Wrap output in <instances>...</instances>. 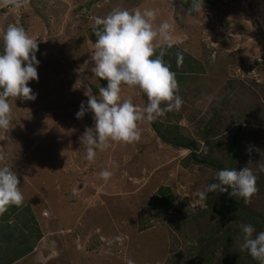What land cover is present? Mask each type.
<instances>
[{
  "label": "rangeland",
  "instance_id": "374dc122",
  "mask_svg": "<svg viewBox=\"0 0 264 264\" xmlns=\"http://www.w3.org/2000/svg\"><path fill=\"white\" fill-rule=\"evenodd\" d=\"M184 1L23 0L16 8L0 0V33L22 27L38 41L40 61L38 80L28 84L36 99L10 98L11 122L0 129V167L17 174L23 203L42 232L33 250L11 264H220L225 235L232 236V259L258 264L240 251V226L251 224L249 208L261 223L253 226L264 231V0H204L199 13H189ZM114 9L155 10L154 28L172 26L171 47L160 43L156 53L165 48L183 104L138 122V141H109L90 161L80 138L94 127L93 114L76 118L85 93L99 99L103 87L93 73L89 30ZM120 95L141 109L147 104L127 86ZM153 123L195 140L203 161L164 142ZM218 163L252 169L251 203L218 192L200 199ZM102 171L111 173L107 180ZM162 186L174 196L172 205L158 193ZM10 226L15 246L21 227L15 215ZM214 232L219 240L210 251Z\"/></svg>",
  "mask_w": 264,
  "mask_h": 264
},
{
  "label": "clouds",
  "instance_id": "9594fccd",
  "mask_svg": "<svg viewBox=\"0 0 264 264\" xmlns=\"http://www.w3.org/2000/svg\"><path fill=\"white\" fill-rule=\"evenodd\" d=\"M9 2V0H6ZM14 7L22 6L23 0H10ZM204 0H191L189 13L203 10ZM156 11L145 9L129 12L114 9L103 18H97L94 33L97 37L91 60L93 73L106 81V87L99 89V99L85 93L87 102H82L76 118L86 113L93 114L94 127L86 128L81 144L86 148L88 160H92L97 149H104L109 141L133 143L140 139L138 122H153L167 111L180 110L183 101L177 95L178 83L175 73L165 62V48L159 54L160 43L171 47L172 26L163 22L154 28ZM157 41V43H154ZM38 41L31 38L22 27L9 26L0 33V129L7 130L11 122L9 98L15 100H35L36 94L28 86L38 80L37 59ZM178 63L182 55L177 54ZM125 85L147 97V104L139 108L132 100L121 101V86ZM101 177L107 180L111 175L102 171ZM19 179L10 167H0V214L9 206H20L23 195L19 190ZM256 176L248 166L237 170H219L213 182L199 192L200 199L209 193H228L242 199L245 205L251 203L256 191ZM230 190V191H229ZM242 244L240 251L264 264V231L257 232L252 224H241ZM128 264H133L131 260Z\"/></svg>",
  "mask_w": 264,
  "mask_h": 264
},
{
  "label": "trees",
  "instance_id": "16d2710c",
  "mask_svg": "<svg viewBox=\"0 0 264 264\" xmlns=\"http://www.w3.org/2000/svg\"><path fill=\"white\" fill-rule=\"evenodd\" d=\"M184 6L190 9L191 2H189L188 0L184 1ZM93 28L94 26L90 28L89 33H90V38L92 39V41L95 42L97 37L94 33ZM172 64L175 65L173 66L174 68L178 66V64L175 63ZM173 67L172 69H174ZM184 70H188L187 72H194V68L192 67L189 68L184 67ZM98 80L100 81L103 87H106V83H107L106 81L101 80L100 78H98ZM124 86L125 85H122L121 88ZM213 121H214L213 119L212 121H210L211 122L210 126H212ZM153 124L156 131H158L159 136L164 142H167L174 146L189 148L191 149V154L194 156V158L197 161H203L202 156L199 153H197V143L195 140H192L191 138L181 134L177 129L168 128V127L160 129L161 127L159 125L155 123ZM213 163L216 164L215 161H213ZM218 165L220 167V170L226 168L222 164L218 163ZM231 167L232 169L234 168L233 166ZM169 190L170 189L166 186H162L158 190V193L163 195L164 197L163 201L165 205H172L174 202V196L169 192ZM239 209H245V208L241 206L239 207ZM246 210L250 213V215H247V219L250 220V223L252 225H255L256 223L261 225V223H259L257 220V216H256L257 214L255 212L249 211V208H246ZM13 215H15L20 220V224H21V227L19 229L17 228L18 230L17 235L19 238L17 239L20 240V243L16 244L15 246L10 245L12 243L11 238L15 235L16 232L15 229L12 231L11 228L12 226H10V221ZM219 229H222V227L220 226ZM4 230H6L8 233L4 232ZM0 233H2V235L0 236V264H11L19 260L23 256H25L27 253H30L35 247V245L32 244L35 241L32 240L35 238L36 240H39L42 237V232L40 230L38 221L36 220L35 216L32 214L31 208L25 206L24 203H22L20 206H9L3 214H0ZM215 235L216 233L214 232L210 239L211 244H207L208 246L207 249H209L210 251L212 250L211 245L215 244L216 241L219 240L218 237H216ZM231 240H232L231 235H225L224 240L221 241L220 243L225 246V250L223 251L225 256L223 257V259H221V261H219L220 264H236V263L238 264V262L241 261V259L239 260L232 259L231 255L228 254V247L229 244L231 243ZM218 245L219 243H217V246ZM201 254L207 255L206 252H202Z\"/></svg>",
  "mask_w": 264,
  "mask_h": 264
}]
</instances>
